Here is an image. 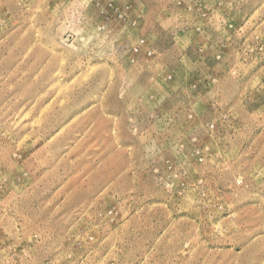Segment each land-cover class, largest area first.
Here are the masks:
<instances>
[{"label": "rangeland", "instance_id": "374dc122", "mask_svg": "<svg viewBox=\"0 0 264 264\" xmlns=\"http://www.w3.org/2000/svg\"><path fill=\"white\" fill-rule=\"evenodd\" d=\"M0 264H264V0H0Z\"/></svg>", "mask_w": 264, "mask_h": 264}]
</instances>
